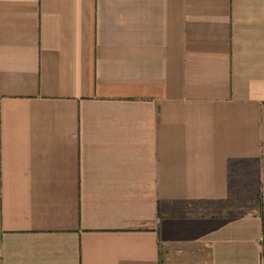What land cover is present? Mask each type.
Segmentation results:
<instances>
[{
    "label": "crops",
    "instance_id": "0c3cea01",
    "mask_svg": "<svg viewBox=\"0 0 264 264\" xmlns=\"http://www.w3.org/2000/svg\"><path fill=\"white\" fill-rule=\"evenodd\" d=\"M0 264H264V0H0Z\"/></svg>",
    "mask_w": 264,
    "mask_h": 264
},
{
    "label": "rangeland",
    "instance_id": "374dc122",
    "mask_svg": "<svg viewBox=\"0 0 264 264\" xmlns=\"http://www.w3.org/2000/svg\"><path fill=\"white\" fill-rule=\"evenodd\" d=\"M180 209H184V210H186V211H190V210H192V207H187V206H184V205H182L180 208H179V210ZM197 209L196 208H194L191 212H195Z\"/></svg>",
    "mask_w": 264,
    "mask_h": 264
}]
</instances>
